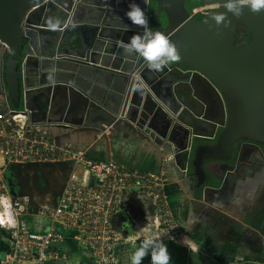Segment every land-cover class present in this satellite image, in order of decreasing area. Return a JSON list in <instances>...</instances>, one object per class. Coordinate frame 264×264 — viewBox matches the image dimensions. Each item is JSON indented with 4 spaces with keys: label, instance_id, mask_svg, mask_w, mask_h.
<instances>
[{
    "label": "water",
    "instance_id": "obj_1",
    "mask_svg": "<svg viewBox=\"0 0 264 264\" xmlns=\"http://www.w3.org/2000/svg\"><path fill=\"white\" fill-rule=\"evenodd\" d=\"M155 2L166 19L159 31L180 55L179 64L160 71L149 70L143 58L124 51L122 44L143 28L128 19L130 6L122 1L0 0V42L7 46L0 59V89L5 106L23 112L31 122L39 121L34 119L39 114L44 120H63L79 100L85 111L118 107L129 119L137 115L138 126L150 135L176 136L173 158L184 170L191 163L199 186L206 179L204 160H229L240 139L255 144L262 156L264 10L244 7L239 16L229 12L227 26H217L213 15L226 12L224 0H203L208 8L199 19L184 0ZM149 3L139 6L147 20ZM238 25L249 34L244 43H236ZM209 100L217 104V116L206 114ZM72 165H42L60 172L61 187L45 211L29 197L24 202L28 212H52ZM5 175L15 191L6 168ZM127 203L132 210L137 207L132 196Z\"/></svg>",
    "mask_w": 264,
    "mask_h": 264
},
{
    "label": "crops",
    "instance_id": "obj_2",
    "mask_svg": "<svg viewBox=\"0 0 264 264\" xmlns=\"http://www.w3.org/2000/svg\"><path fill=\"white\" fill-rule=\"evenodd\" d=\"M119 1L129 6L133 3L141 6L144 2ZM199 92L204 91L200 89ZM203 96L208 97L206 93ZM82 102H75L72 109L64 113L65 118L58 122L41 119L40 114L34 116V119H39L34 121L35 127L57 143L70 144L86 156L115 161L149 174H162L163 171L166 173L164 176L171 174L172 181L165 185V191L178 228L177 235L172 240L166 239L162 237L164 234L161 235L163 232L159 226L157 229L159 238L167 245L169 264H264V157L257 153L252 144H245L242 148L237 145L235 158L226 162L228 166L224 165L225 161L204 160L202 167L206 179L203 184L196 186L195 175H188L193 168L190 165H186L185 170L179 168L172 156L171 142L178 141L176 136L168 140L167 136L162 139L156 134L150 135L145 127L138 126L137 115L129 119L125 114L122 115L118 107L114 108L117 109L115 111L112 108H89L85 111ZM36 103L37 100H32L33 105ZM209 104L212 105V101L209 100ZM239 150L241 154L238 157ZM165 160L173 164L162 170ZM46 163L51 162L6 164L7 171L11 173L10 180L17 186L15 191L10 190L11 194L20 192V186L26 183L23 180L25 174L34 179ZM54 163L69 164V161ZM235 165H238V171H233ZM77 166L80 165H72L69 179L72 177L84 182L81 166L82 176L77 177L78 174H75ZM44 171L51 178L54 175L59 178L60 172L57 170L54 174ZM49 178L43 179L50 183ZM211 180H219V183L213 186ZM50 191V188L44 189L37 205L44 201ZM139 191H134V195L143 200L141 194L145 197L148 194ZM131 192L125 190L124 197ZM42 205L39 209L43 211L50 206ZM142 212V215L146 213L145 210ZM142 215L135 219L125 213V218L128 216L130 222L119 221L122 242L117 249V259L112 264H131V254L139 242L130 237H134L140 227L158 223L156 216L150 219V216ZM34 216L29 224L43 227L46 214ZM52 249L60 255L54 259L55 264H92L87 252L71 240H64L57 247L52 246ZM141 264H152L150 252L142 258Z\"/></svg>",
    "mask_w": 264,
    "mask_h": 264
},
{
    "label": "built area",
    "instance_id": "obj_3",
    "mask_svg": "<svg viewBox=\"0 0 264 264\" xmlns=\"http://www.w3.org/2000/svg\"><path fill=\"white\" fill-rule=\"evenodd\" d=\"M207 8L206 4L192 8V14L202 15ZM4 102L0 89V264H52L59 255L52 246L64 240L84 249L94 264H112L122 242L118 223L125 210L123 193L152 179L145 172L86 156L70 144L57 143L37 129L26 114L16 117L21 111L7 108ZM57 161L80 165L85 180L71 177L52 212L45 213V225L34 227L25 218L33 213L10 192L6 164Z\"/></svg>",
    "mask_w": 264,
    "mask_h": 264
},
{
    "label": "clouds",
    "instance_id": "obj_4",
    "mask_svg": "<svg viewBox=\"0 0 264 264\" xmlns=\"http://www.w3.org/2000/svg\"><path fill=\"white\" fill-rule=\"evenodd\" d=\"M223 7L226 12L216 13L213 19L217 26H227L226 16L231 13L233 16L242 14L244 7L249 11L259 12L264 10V0H224ZM128 19L143 28L141 34H134L129 41L122 44L124 51L129 54H136L143 58L149 70L160 71L170 63L180 59L176 45L167 35L148 26L144 10L133 3L125 13ZM158 223L140 227L134 237L139 241V246L131 254V264H141L142 258L150 252L152 264H169V253L167 245L159 238Z\"/></svg>",
    "mask_w": 264,
    "mask_h": 264
},
{
    "label": "rangeland",
    "instance_id": "obj_5",
    "mask_svg": "<svg viewBox=\"0 0 264 264\" xmlns=\"http://www.w3.org/2000/svg\"><path fill=\"white\" fill-rule=\"evenodd\" d=\"M6 49H7V46H5L4 44H2L0 42V59H1V55L4 53V51H6ZM252 158H254V156ZM254 160H255V158H254ZM171 163H172L171 161L165 160V162L162 164V170H165L167 167H169L171 165ZM51 164H53V162H51ZM44 170H47L46 167L45 166L41 167L39 170L41 174L37 173L36 177L34 179H32L29 175H26V174H25V176H23L24 177L23 180L26 182V186H28V188L30 187L29 188L30 192H32L31 191L32 190L31 181L33 182V184H34V181H37V182L40 181V186L42 189H39V191H38L39 194L43 193L45 188L52 189L53 188L52 184L55 187L56 183L51 178V176L48 175V173H45ZM164 173H165V171H163L162 174L161 173H157V174L146 173L148 175L147 177H149L152 180L150 182H148L147 184H142V185L138 186L137 188L131 190L132 191L131 194H128L127 196L125 195L126 197H124V194H123L122 200H123V203L125 204L126 215H128V216L131 215L132 217H134L136 219L138 216L142 215V213H143L142 210H145L146 213H144L142 216H144V215L150 216V219H152L153 217L156 216V218L158 219V226H159L160 230L163 232L161 235L164 234L162 237L172 240V239H174V237H176L175 235H177L178 228H177V226H175L176 224L174 222L170 206L168 205L167 193L165 191V185L168 183V181L169 182L172 181L171 174H167V176H164ZM75 174H78L77 177L82 176V170H81L80 166H77V168L75 170ZM228 174H230V173H228ZM149 175H152L153 177H150ZM44 177H50L49 179H51L52 184H51V182L47 183V181H45V179H43ZM138 190H140L138 193L143 192V193H146L148 195L145 197V195L141 194V196H143V200H141L140 196L136 198V196L134 194ZM27 192H28V190H27ZM155 194H157V195H155ZM17 196H19L18 193H17ZM130 196L134 197V199L136 200L137 207L134 208L135 210H132L128 206L127 202H128V198ZM32 197H33L32 199L34 200L35 195L34 196L32 195ZM21 200H22V198H21ZM26 200H28V198ZM157 203H160L159 206L157 205ZM163 214L165 216H162ZM128 216L126 218L124 216V218H122V220L123 221L126 220L129 223L130 221L128 220L129 219ZM25 218L28 222H31V220H33V218H35V216L33 214H27L25 216ZM163 218H166L167 220H163ZM120 223H121V219H120ZM57 257L59 258L60 255H58ZM91 262H92V260H91ZM52 264H55L54 259L52 261ZM92 264H94V263L92 262Z\"/></svg>",
    "mask_w": 264,
    "mask_h": 264
},
{
    "label": "trees",
    "instance_id": "obj_6",
    "mask_svg": "<svg viewBox=\"0 0 264 264\" xmlns=\"http://www.w3.org/2000/svg\"><path fill=\"white\" fill-rule=\"evenodd\" d=\"M184 4L187 10L191 12L192 8L203 5L204 3H203V0H184ZM194 16L195 18L199 19L201 18L202 15L199 13H196L194 14ZM165 24H166V19H165L163 11L157 7L155 0H150L149 11H148V26L151 29H155L159 31ZM240 30H241L240 25H238L236 27V35H235L236 43L238 42L244 43L247 41L249 37V34L247 32L240 33L241 32ZM173 64H179V61L170 63V65H173ZM200 142H202V140H199V143ZM237 145H238V141L234 142V144L232 145L230 160H233L235 158V154L237 151ZM260 146L262 147V150L264 152V147L262 145ZM190 162H191V159H190ZM189 165L191 166L190 168H192L191 163H189ZM215 181L211 180L210 183H212L213 186H216L219 183V180L217 182Z\"/></svg>",
    "mask_w": 264,
    "mask_h": 264
},
{
    "label": "flooded vegetation",
    "instance_id": "obj_7",
    "mask_svg": "<svg viewBox=\"0 0 264 264\" xmlns=\"http://www.w3.org/2000/svg\"><path fill=\"white\" fill-rule=\"evenodd\" d=\"M191 13H192V10H191ZM241 29V28H240ZM241 32L240 33H242L243 31H242V29L240 30ZM3 82V80H2V76H1V74H0V84ZM217 108V104H208V106H207V115L208 116H217L218 115V109H216ZM210 141V140H209ZM245 144H252V143H250V142H248V141H246V140H244V139H240V140H238V145H239V148H242ZM253 145V147L255 148V144H252ZM261 147V146H260ZM262 148V147H261ZM256 149V148H255ZM240 154H241V151L239 150L238 151V157L240 156ZM262 156L264 157V154H263V152H262ZM230 160V159H229ZM228 161V160H227ZM227 161H225L224 162V165L225 166H228V163H226ZM189 165V163H187V166ZM190 167V166H189ZM193 168V167H192ZM194 170V169H193ZM193 170H192V172L191 173H189L188 172V175H193ZM238 171V165H235V167L233 168V171ZM54 174V173H53ZM55 176H57V175H54L53 176V180H54V182L56 183L55 184V187H54V185L52 184V181H51V184H52V186H53V188L51 189V191H50V194H48V195H46V197H44L45 199H44V201L43 202H41V203H43V205H42V207H48L49 206V204H50V202H51V199H52V197L54 198V191H55V189H58V188H60L61 187V180H60V178H58V177H55ZM30 188V187H29ZM29 188H28V186H26V183L25 184H22L21 186H20V192H18V194H19V196L22 198V201L23 202H25L26 203V199L27 198H29V197H31V198H33L32 197V195L34 196L35 195V197H34V199H35V202L34 203H36L35 205H37L38 204V199L39 198H41V195L38 193V191H39V189H42L41 188V186H40V181L39 182H37V181H34V184L32 183V192H30V190H29ZM44 189V188H43ZM27 190H28V192H27ZM19 197V198H20ZM20 198V199H21ZM41 203L39 204V206L41 205Z\"/></svg>",
    "mask_w": 264,
    "mask_h": 264
},
{
    "label": "bare ground",
    "instance_id": "obj_8",
    "mask_svg": "<svg viewBox=\"0 0 264 264\" xmlns=\"http://www.w3.org/2000/svg\"><path fill=\"white\" fill-rule=\"evenodd\" d=\"M16 113H18V115L16 117H22L23 112H16Z\"/></svg>",
    "mask_w": 264,
    "mask_h": 264
}]
</instances>
